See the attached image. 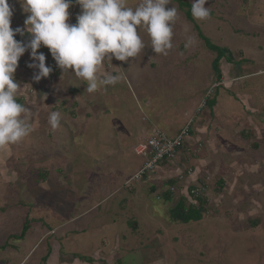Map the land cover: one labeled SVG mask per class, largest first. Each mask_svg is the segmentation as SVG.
Segmentation results:
<instances>
[{
    "label": "rangeland",
    "instance_id": "1",
    "mask_svg": "<svg viewBox=\"0 0 264 264\" xmlns=\"http://www.w3.org/2000/svg\"><path fill=\"white\" fill-rule=\"evenodd\" d=\"M127 2L134 8L140 0ZM184 2L191 10L193 0ZM167 7L177 9L167 56L154 53L141 28L138 57L105 63L106 72L122 74L117 84L78 97L79 112L70 111L76 98L66 90L54 101L66 121L48 128L52 136L32 131L1 150L0 264H264V0H208L211 18L203 21L178 0ZM219 73L235 81L218 86ZM202 118L220 123L222 152L232 153L238 138L254 154L243 187L217 185L222 173L217 182L206 176L188 183L186 170L175 186L159 169L130 182L144 163L133 148L149 127L172 137ZM201 145L197 156L206 152ZM204 184L203 219L173 222L180 197ZM172 188V200L158 197Z\"/></svg>",
    "mask_w": 264,
    "mask_h": 264
},
{
    "label": "clouds",
    "instance_id": "2",
    "mask_svg": "<svg viewBox=\"0 0 264 264\" xmlns=\"http://www.w3.org/2000/svg\"><path fill=\"white\" fill-rule=\"evenodd\" d=\"M73 2L81 9L76 23L69 22ZM170 2L140 0L133 8L127 0H21L27 14L25 27L13 29L14 6L9 0H0V149L20 143L33 130L31 110L17 101L21 86L14 76L26 52L30 51L32 61L28 67L38 69L33 76L36 82L53 71L46 66L45 54L38 51L43 46L62 70V76L71 71L87 82L88 93H95L122 79V74L105 71L106 62L113 58L129 62L145 49L139 35L141 28L147 31L154 53L168 55L173 48V24L177 18V9L167 7ZM207 3L208 0H193L191 12L195 19L211 18ZM25 32L30 37L27 42L15 39ZM48 122L52 129L58 128L61 113H50Z\"/></svg>",
    "mask_w": 264,
    "mask_h": 264
},
{
    "label": "crops",
    "instance_id": "3",
    "mask_svg": "<svg viewBox=\"0 0 264 264\" xmlns=\"http://www.w3.org/2000/svg\"><path fill=\"white\" fill-rule=\"evenodd\" d=\"M10 4L14 6V11H16V15L12 17L11 20V27H20L24 28V21L26 19L27 14L24 12H21L23 8L18 4L17 0H10ZM71 16H70V23H76V16L80 13L81 9L79 5L73 4V6L69 9ZM15 29V28H14ZM17 40H22L24 42H27L30 37L29 35L25 32V35L21 37L20 35L16 36ZM39 52H43L46 56V66L52 67L53 71L47 78L41 79L39 82H36L33 79L34 73L38 71V69H33L28 67L30 63H32L30 59V51L26 52L19 60L18 62V68L14 74L15 80L17 83L20 84L21 89L19 91V94L17 96V101L21 104H23L25 107L29 108L32 113L31 117V125H32V131L35 135L40 136L41 132H47V135H51L52 133L49 132V127L50 124L48 122L49 120V115L50 113L54 112V101H62L60 100L59 95H63L66 90L70 91V94H73V97L76 98L74 101V106L72 107V110L70 109L71 112H79L82 109L81 105L78 103V97H84V96H90L93 95V93H88L85 89L87 86H84L82 82L78 81L79 78H77L74 73L71 71L66 72L62 76V70L58 68L57 66H53L54 64L51 63L52 61V56L49 52V50L46 47H41ZM105 71H106V64H105ZM77 81L78 86L81 89V94L78 92L79 90L76 88H73L74 82ZM232 81H235L233 79L228 80L225 79L222 75V78L220 82H216V84L221 86L223 83L225 85L227 83H231ZM75 83V85H76ZM216 85V86H217ZM223 85V86H225ZM221 86V87H223ZM74 98V99H75ZM85 99V98H84ZM69 102V101H68ZM54 105V107H53ZM67 111H64V115ZM76 119H74L75 121ZM65 119L61 120V122L65 123ZM60 122V125H61ZM216 124H215V123ZM252 122V121H251ZM70 123V129H72L75 125H73V122ZM194 123V122H193ZM214 123V124H213ZM213 123L207 122L205 118H202L198 121L197 127L192 128L191 131V139H190V150L191 153H188L187 155V162L184 161L183 164H177V165H172V164H164L160 165V168L158 171H162L163 175L169 174L171 177L169 180H179L182 179L181 172L185 171V165H189V167H193L195 173L193 175H190L188 178L185 177V182H196L197 178H204L206 176H212L213 179H215V182H217L215 175L222 173L223 177L219 179L217 182V185L219 184L220 186H225L227 189L229 186H237V184L240 186H244V183L246 182L244 179V175H246L248 172L249 174L253 173L252 171V164H248L246 161L247 160H252L254 159V154H249L243 149L244 145L241 144L240 139L234 138L235 147L233 148L232 153L230 152H222L219 149L220 142L219 139L221 138V133H220V123L218 121H213ZM254 124V122H253ZM80 127V126H79ZM153 127V126H152ZM155 127V126H154ZM183 129V128H182ZM181 128L176 130L175 132H172L173 135L172 137L176 136ZM76 130H78L76 128ZM80 130V129H79ZM150 131V127L148 129ZM55 135L56 137L58 136V131L55 130ZM146 138V136H144ZM143 138V139H144ZM58 139V137H57ZM142 140L139 139L138 142ZM249 141V140H248ZM23 142H21L22 144ZM197 143H202L204 147L206 148V152L203 153L201 156H197L194 153L195 146ZM250 148L254 152V143L249 141ZM7 148V147H5ZM9 148V147H8ZM7 148V149H8ZM18 150H23L22 148H17ZM2 149H0L1 152ZM5 154V153H4ZM251 157H253L251 159ZM239 159L241 161H245L248 165L244 164H237V161L239 162ZM3 160V157L0 156V161ZM244 169L245 174H239V171L241 169ZM58 169L54 167V165H51V171H57ZM228 171L223 172V171ZM6 171H9L8 169ZM213 171L212 175L207 174V172ZM211 173V172H210ZM158 175V174H157ZM180 176V177H179ZM242 176V177H241ZM155 176L152 175L151 178H154ZM160 177V176H157ZM156 177V178H157ZM179 177V178H178ZM149 178V179H151ZM159 179V178H158ZM203 180V179H202ZM201 180V181H202ZM214 183V182H213ZM195 184V183H194ZM158 185L161 186V184ZM179 185V184H178ZM240 186V187H241ZM225 189V190H226ZM158 191V187H152L150 188V192L153 194ZM165 192V191H164ZM163 194V193H162ZM159 195L158 197H163ZM164 198V197H163ZM160 199V198H158ZM165 199V198H164ZM173 197L171 198V200ZM86 215V213H83L79 216L80 219H78L76 222L83 220V217ZM77 218V217H76ZM72 224V223H71ZM132 224V223H131ZM134 225V224H133Z\"/></svg>",
    "mask_w": 264,
    "mask_h": 264
},
{
    "label": "built area",
    "instance_id": "4",
    "mask_svg": "<svg viewBox=\"0 0 264 264\" xmlns=\"http://www.w3.org/2000/svg\"><path fill=\"white\" fill-rule=\"evenodd\" d=\"M207 100L204 101L198 113L201 112L207 105ZM193 120L190 121L180 132L174 136L169 137L156 127L150 128L149 136L140 140L133 148L136 156L144 159L142 167L136 172L130 182H136L140 179L152 176L164 162L166 164L179 165L187 160L190 150L191 128ZM196 150L198 153L202 152L201 143H197ZM187 162V161H186ZM188 175H192L191 167H186ZM209 180V179H208ZM208 184L197 187L191 191L189 198L192 205H198L199 200L206 196L205 190ZM174 189L172 188L171 191Z\"/></svg>",
    "mask_w": 264,
    "mask_h": 264
},
{
    "label": "trees",
    "instance_id": "5",
    "mask_svg": "<svg viewBox=\"0 0 264 264\" xmlns=\"http://www.w3.org/2000/svg\"><path fill=\"white\" fill-rule=\"evenodd\" d=\"M178 2H179L181 9H188L187 12L189 11V14H192L191 10L188 7L189 5L185 3L184 0H178ZM219 61H220L219 58L215 60V63H214L215 69H217ZM221 78H222V75L219 73L217 82H220ZM211 104L212 102H210L209 107L214 106V103L212 105ZM206 106H208V104ZM164 164H166V162L162 163V165ZM176 183H177V180H172V179L169 180L168 182L170 186H175ZM189 189L190 190H186L185 196L180 197L179 201L177 202L175 207L170 212V218L173 222L183 223V224H188L190 222H199L203 219V216L206 213L207 201L201 198L198 202V205H192V202L189 196L191 195V191L193 190V187ZM172 195L173 194L171 190L169 189L168 191H165L162 196L165 198L166 201H170L172 198ZM25 234H26V230H24V232L22 233V236H24Z\"/></svg>",
    "mask_w": 264,
    "mask_h": 264
}]
</instances>
